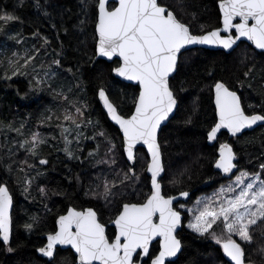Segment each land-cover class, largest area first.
I'll return each mask as SVG.
<instances>
[{"label":"snow or ice","instance_id":"snow-or-ice-1","mask_svg":"<svg viewBox=\"0 0 264 264\" xmlns=\"http://www.w3.org/2000/svg\"><path fill=\"white\" fill-rule=\"evenodd\" d=\"M24 2L19 0L18 6ZM77 5L75 15L82 35L86 34V25L93 19L95 9L94 55L107 58L114 65L110 71L116 77L134 82L132 109L127 113L123 109L128 96L123 90L113 95L102 83L95 90L108 118L122 133L121 144L118 149L100 121L92 118V104L83 96L80 77L72 68H64V41L59 51L52 48L49 52L52 41L47 36L42 37L39 47L33 44L19 50L15 46H23L26 41L21 32H13L12 28L23 21L15 12L0 10V80L22 77L29 92L48 91L55 102L43 108L37 117L36 130H29L27 135L28 122L21 121L17 127L14 122L0 121V133L15 132L23 137L0 143V151L6 150L7 157L0 155V243L7 246V251H13V193L9 180L15 178L26 197L31 195L33 184L46 175L38 166L50 164L51 152H44L46 146L63 152L69 161L81 164L87 161L91 167L106 166L96 173L83 194L115 209V215L107 222L114 226L112 233L107 231L96 207L73 205L58 215L54 227L46 232V243L37 249L49 259V264L56 258L58 245H68L74 250L70 264H175L172 258H178L184 248L179 230L184 227L180 209L186 206L179 203V197L187 199L190 193L182 190L177 197L163 191L161 178L167 169L160 133L178 108L173 81L181 67L182 50L209 45L231 55L243 39L264 57V0H218L220 26L212 28L186 22L182 11L186 6L184 0H178L180 14L164 0H77ZM34 8L49 21L60 19V28L55 22L51 25L57 29L56 39L61 30L72 35L68 27H63L64 13L71 9L59 0H34ZM190 15L196 20L195 12ZM33 36L39 38L41 34L36 31ZM50 55L53 58L45 62L44 57ZM248 59L247 52L241 54V63ZM255 68L253 64L243 73L244 79L238 80L240 88L252 89L250 81L254 79ZM65 71L72 74L73 80L64 79L57 84ZM207 74L213 77L214 69ZM261 80L264 81V69ZM183 84L182 81L181 91L185 90ZM208 89L214 96L215 114L206 133L209 142L217 141L221 130L239 140L244 130L258 124L264 126V94L258 93L262 95L261 102L249 103L246 109L239 89L233 90L225 81L216 80ZM192 122L189 115L185 123ZM41 129L55 130L58 135ZM88 141L96 142L91 150H87ZM61 144L63 147H58ZM138 145L146 147L143 171L149 174L150 189L142 200L133 202L131 197L137 195L142 183L141 174L136 171ZM20 150L24 152L22 159ZM118 151L125 158L123 167H118ZM214 167L229 182L186 209L192 214L187 229L222 249L225 259L221 264H264V162L255 171L239 168L233 144L222 142ZM75 179L80 183L79 174ZM37 190L47 198L46 187L37 185ZM40 223L39 216H31L24 228L31 233Z\"/></svg>","mask_w":264,"mask_h":264},{"label":"trees","instance_id":"trees-1","mask_svg":"<svg viewBox=\"0 0 264 264\" xmlns=\"http://www.w3.org/2000/svg\"><path fill=\"white\" fill-rule=\"evenodd\" d=\"M164 2L178 14L181 13L178 0H164ZM59 3L71 9L70 12L64 13L63 27H68L72 33V35H66L61 30L59 39H56L57 29H53L51 25L55 22L60 28V19L49 21L38 14L34 8V0H25L22 6H18L19 0H0V10L15 12L23 21V23L15 24L12 28L13 32H21L22 38L26 41L23 46H15L19 50H22L23 47H31L33 44L39 47L44 36L52 41L49 52L52 51V48L59 51L60 43L64 41V68H72L73 72L80 77L81 88L84 90L83 96L92 104V118L100 121L119 149L122 135L119 129L110 122L101 103L98 102L95 90L101 83L113 95L123 90L128 96L126 107L123 109V112L127 113L132 109L131 97L135 89L131 86L132 84L121 81L112 75L110 68L114 65L111 62L103 59L94 62L92 36L95 9H93V19H89L86 25V34L82 35L75 15L78 12L77 0H59ZM184 4L186 6L182 11L183 19L186 22L190 21L194 25L205 24L208 28L220 26L218 0H184ZM192 12L197 14L196 20H192L190 15ZM36 31L41 34L39 38L33 36V32ZM81 41H86V44ZM244 52H247L249 59L245 63H241V54ZM52 58L53 56L50 55L44 57V60L48 62ZM253 64L256 65V68L253 72L254 79L250 81L252 89L240 88L238 80L244 79L243 73ZM212 69H214V76L209 77L207 73ZM261 69H264V57H261L259 52L246 42H242L231 55H227L221 50L205 48L191 49L181 55V67L176 80L173 81L179 102L178 108L174 117L160 133L167 169L161 181L166 194L175 195L182 190L189 191L192 201L202 190L221 184L225 178L215 170L214 162L218 158L219 144L225 141L233 144V148L238 154L239 168H247L250 171L258 170L259 163L264 162V126L243 133L239 140L229 137L226 132H223L214 145L208 143L206 133L207 130H210L209 125L215 119L214 96L209 91L208 85L213 84L216 80H223L233 87V90L239 89L238 93L242 96V103L247 109L249 103L259 104L261 102L262 95H258V93L264 94ZM64 79L73 80V76L65 71L63 79L58 80L57 84L62 83ZM182 81L184 82V91L180 90ZM41 96L43 99H39ZM53 103L55 102L48 91L35 94L29 92L28 83L22 77L6 81L5 84L0 81V121L14 122L17 127L21 121L28 122L25 129L26 135L29 130L36 129L37 117L43 108L50 107ZM194 107L197 109L195 112H193ZM189 115L192 116V124L185 123ZM90 131L91 129H89ZM53 134L58 135V132L53 130ZM9 139L22 140L23 137H18L15 132L0 133V143H7ZM95 143V141L86 142L87 150L95 147ZM58 147H63V145H58ZM44 152H51L48 157L50 164L38 166L46 175L41 176L33 184L31 195L26 197L17 185L15 178L9 180V186L14 196L11 240L13 251H7V246L0 243V264H49L48 259L38 255L37 249L45 244L44 235L54 227L58 215L64 213L70 206L96 207L100 210L102 221L106 223L109 217L115 215L114 208L104 207L102 201H96L83 194L84 189L92 182L96 173L106 166L91 167L87 161L84 164L75 160L69 161L63 152L46 146ZM86 154L87 152L84 153V155ZM101 154H103V148ZM119 154L124 164L125 158L118 151L117 155ZM0 155H5L7 158L6 150L0 151ZM146 155L144 148L138 149L139 161L136 171L141 174L142 183L139 185L137 195L131 197L133 202L142 200L143 194H147L150 189L149 176L143 171L146 167ZM19 157L22 159L23 155L19 153ZM77 174L80 175V183H77L75 179ZM5 178L7 179L6 174ZM173 180H177L179 183L173 184ZM37 185L47 188V198L40 194ZM180 211L185 215L184 227L180 232L184 248L175 260V264H221L225 259L222 249L213 241L201 238L187 229L185 226L187 212L183 209ZM31 216H39L41 223L33 232L29 233L25 230L24 224ZM108 232L112 233L114 229L110 228ZM72 258L71 250L58 249L52 264H70Z\"/></svg>","mask_w":264,"mask_h":264},{"label":"water","instance_id":"water-1","mask_svg":"<svg viewBox=\"0 0 264 264\" xmlns=\"http://www.w3.org/2000/svg\"><path fill=\"white\" fill-rule=\"evenodd\" d=\"M242 42H246V43H248V44H250L251 45V42H247V41H243V39H242ZM242 42H238V44L240 45ZM253 48H254V46L253 45H251ZM195 48H205V49H211V50H215V51H224V52H226V50H223V49H221V48H218V47H214V46H209V45H196V46H190V50L191 49H195ZM238 47H236V49H237ZM235 49V50H236ZM256 50V49H255ZM186 51H188V50H182V54L184 53V52H186ZM258 52H260V50H257ZM233 52V51H232ZM181 54V55H182ZM99 59H103V60H106L107 61V58H99V57H96L95 56V58H94V62L95 61H97V60H99ZM107 62H109V61H107ZM112 75L114 76V77H116L115 76V74L114 73H112ZM116 78H118V79H120L121 81H124V82H126V83H130V84H134V82H128V81H125V80H123V78H120V77H116ZM239 94V93H238ZM178 104H179V102H178ZM102 105V104H101ZM103 107V106H102ZM105 111V110H104ZM176 111H177V109L175 110V112H174V115H175V113H176ZM106 112V111H105ZM174 115L171 117V118H173L174 117ZM171 118H170V120H171ZM110 120V119H109ZM113 125H115L114 124V122H112V121H110ZM169 122H167V124H168ZM118 129H119V127H118V125H115ZM261 125H256V126H253V128L252 129H246V130H244V132L243 133H245V132H248V131H253V130H255L256 128H258V127H260ZM162 129H163V127H162ZM120 131V130H119ZM223 132H226L229 136H230V134L227 132V130H221V132L220 133H218V137H219V135L221 134V133H223ZM121 133V132H120ZM242 133V134H243ZM241 134V135H242ZM121 135H122V133H121ZM231 137V136H230ZM217 141H212V142H209L208 141V143L210 144V145H214L215 143H216ZM139 148H144L145 150H146V147H143V146H137V149H139ZM215 168V167H214ZM215 170L216 171H218V172H220V173H222L220 170H218V169H216L215 168ZM236 171L237 170H235L234 169V173H236ZM148 176H149V174H147ZM165 176V173H163L162 174V178ZM222 176L224 177V178H228L227 176H225L223 173H222ZM161 178V179H162ZM161 183H162V181H161ZM162 185H163V183H162ZM189 192V191H188ZM190 193V195H189V197L187 198V199H185V198H183V197H179V193L178 194H175V195H173V196H177V197H179V203H181V202H183V203H187V202H189L190 201V199H191V192H189ZM13 210H14V196H13V209H12V218H13ZM182 212V211H181ZM182 214H183V216H184V219H183V226H184V223H185V215H184V213L182 212ZM106 227H107V231H108V229L109 228H113L114 229V226L112 225V224H110V223H106ZM183 229V228H182ZM182 229L181 230H179V232H181L182 231ZM114 231H115V229H114ZM44 238H45V240H46V234L44 235ZM45 243H46V241H45ZM58 249H62V250H66V249H71V247L70 246H68V245H58L57 246V250ZM56 250V251H57ZM72 251H73V253H74V250L73 249H71ZM37 253H38V255L39 256H41V257H43L38 251H37ZM179 255L180 254H178V257H179ZM43 258H46V259H48L47 257H43ZM172 259H174V260H177V258H172ZM49 260V259H48Z\"/></svg>","mask_w":264,"mask_h":264},{"label":"rangeland","instance_id":"rangeland-1","mask_svg":"<svg viewBox=\"0 0 264 264\" xmlns=\"http://www.w3.org/2000/svg\"><path fill=\"white\" fill-rule=\"evenodd\" d=\"M3 84H5V80H0ZM36 130V129H35ZM34 130V131H35ZM42 131H44L45 133H51V134H53V130H50V131H47L48 129H41ZM47 131V132H46ZM225 142H227V141H225ZM20 153L24 156V152H23V150H20ZM118 158H119V164H118V167H123V163H122V158H121V155L119 154L118 155ZM239 159V158H238ZM103 169V168H102ZM237 172V171H236ZM238 174V173H237ZM233 179H234V176H233ZM229 182V178H225V180L221 183V184H218L216 187H212V188H209V189H206V190H202L201 191V193H199V194H197L196 196H195V198L191 201H189L188 203H183V204H185V206H186V209L187 208H193L194 207V205H195V201L197 200V199H201V198H204V197H210V196H212L213 195V193L215 192V191H217L219 188H220V186L221 185H225V184H227ZM111 209V208H110ZM186 209H183L185 212H187L186 211ZM187 220H186V224H185V226L187 225V223H188V219L191 217V213H189V212H187ZM187 228V227H186ZM190 230V229H189Z\"/></svg>","mask_w":264,"mask_h":264},{"label":"flooded vegetation","instance_id":"flooded-vegetation-1","mask_svg":"<svg viewBox=\"0 0 264 264\" xmlns=\"http://www.w3.org/2000/svg\"><path fill=\"white\" fill-rule=\"evenodd\" d=\"M221 135V134H220ZM219 135V136H220ZM230 137V136H229ZM219 138V137H218ZM218 140V139H217ZM228 142V141H227ZM229 143V142H228ZM235 151V150H234ZM181 203H183V202H181ZM188 203V202H187ZM178 206V205H177ZM65 213V212H64ZM64 213H62V214H64ZM66 250H71V249H66ZM72 251V250H71ZM73 252V251H72Z\"/></svg>","mask_w":264,"mask_h":264},{"label":"bare ground","instance_id":"bare-ground-1","mask_svg":"<svg viewBox=\"0 0 264 264\" xmlns=\"http://www.w3.org/2000/svg\"><path fill=\"white\" fill-rule=\"evenodd\" d=\"M14 82V81H13ZM9 83V82H8ZM24 84V83H23ZM26 87V86H25ZM5 89V88H4ZM11 111V110H10ZM4 114V113H3ZM6 115V114H5ZM4 116V115H3ZM7 118V117H6ZM4 119V118H3Z\"/></svg>","mask_w":264,"mask_h":264}]
</instances>
